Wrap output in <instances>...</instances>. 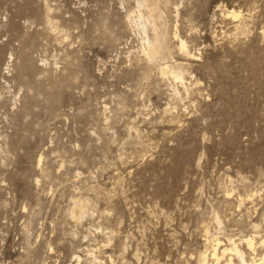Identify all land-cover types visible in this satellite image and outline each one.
Wrapping results in <instances>:
<instances>
[{
    "label": "rangeland",
    "instance_id": "rangeland-1",
    "mask_svg": "<svg viewBox=\"0 0 264 264\" xmlns=\"http://www.w3.org/2000/svg\"><path fill=\"white\" fill-rule=\"evenodd\" d=\"M140 1L0 0V264H195L207 230L264 236V0H146L196 56L189 89L146 69Z\"/></svg>",
    "mask_w": 264,
    "mask_h": 264
},
{
    "label": "bare ground",
    "instance_id": "bare-ground-1",
    "mask_svg": "<svg viewBox=\"0 0 264 264\" xmlns=\"http://www.w3.org/2000/svg\"><path fill=\"white\" fill-rule=\"evenodd\" d=\"M154 6L157 9H160V4L156 0L154 2ZM146 7V0H141L138 2L137 9H135L132 13L130 12L127 16L128 24L135 29L141 38L142 45L139 53L145 62L146 69H155L163 81L173 80L178 84V87L181 85V87L189 89L186 83L187 75L185 69L186 64H184V61L195 60V54H193L190 50L188 42L181 37L178 31H175L172 34L173 38L178 42L177 55L179 56V60H181V62H179V60H175V52L170 46L171 35L167 30V22L164 20V12L160 11L159 16L153 14L148 15L145 10ZM225 14L228 18H233L234 20L241 17V11L239 12L233 9L228 10ZM238 26L239 25H237V27ZM9 68V65L5 68L3 77L5 79L10 76ZM179 89L177 87L174 88V93L176 95L180 94ZM223 190L225 189L223 188L222 191ZM234 190L227 189L225 191L226 195H224L227 199L231 198L232 195L235 194ZM253 195V191L245 193V197H251ZM244 201L245 199L240 196V206ZM77 206L80 210L81 219L86 213L87 205L85 202H80ZM213 218L220 227L222 225V221L219 213L214 211ZM221 234L222 233L220 232L211 233L210 230L206 231V243L203 245L204 249L197 252V263L195 264H264V236H261L260 224H251V234H241L242 236H240L239 239L235 238L237 235L234 236L228 234H225V239H223L220 236ZM90 255L93 256V262L96 263L98 260L97 256H95L92 251L90 252ZM136 255L138 256L137 253ZM76 258L78 264H80V256H76Z\"/></svg>",
    "mask_w": 264,
    "mask_h": 264
}]
</instances>
